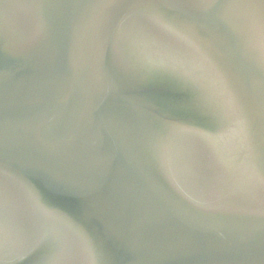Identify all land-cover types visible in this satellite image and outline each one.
I'll return each mask as SVG.
<instances>
[{"label": "water", "instance_id": "obj_1", "mask_svg": "<svg viewBox=\"0 0 264 264\" xmlns=\"http://www.w3.org/2000/svg\"><path fill=\"white\" fill-rule=\"evenodd\" d=\"M0 264H264V0H0Z\"/></svg>", "mask_w": 264, "mask_h": 264}]
</instances>
